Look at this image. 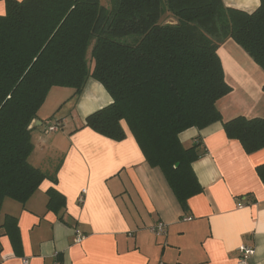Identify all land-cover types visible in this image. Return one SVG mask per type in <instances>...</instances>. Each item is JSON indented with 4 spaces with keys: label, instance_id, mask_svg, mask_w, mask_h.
Here are the masks:
<instances>
[{
    "label": "trees",
    "instance_id": "trees-1",
    "mask_svg": "<svg viewBox=\"0 0 264 264\" xmlns=\"http://www.w3.org/2000/svg\"><path fill=\"white\" fill-rule=\"evenodd\" d=\"M0 1V211L4 199L24 205L43 180L56 182L28 161L29 126L51 88L77 96L89 78L112 103L84 127L120 141L124 122L186 210L202 192L192 169L200 153L179 134L222 121L216 103L231 92L218 56L223 43L233 41L264 71V0L252 13L222 0ZM222 127L246 154L264 148V119L239 116ZM256 172L264 182V165ZM46 195V209L60 214L63 196L53 188ZM0 229L21 256L17 219L6 215Z\"/></svg>",
    "mask_w": 264,
    "mask_h": 264
},
{
    "label": "crops",
    "instance_id": "crops-1",
    "mask_svg": "<svg viewBox=\"0 0 264 264\" xmlns=\"http://www.w3.org/2000/svg\"><path fill=\"white\" fill-rule=\"evenodd\" d=\"M222 3L246 13L259 6V0ZM218 56L231 88L216 103L222 121L179 134L185 148L197 144L200 153L192 169L202 192L186 210L124 122L120 141L84 127L88 115L112 103L100 83L89 78L77 96L51 88L29 126L28 161L56 182L43 180L24 205L4 199L0 224L6 215L17 219L21 256L0 229V264H238L240 246L254 251L246 264H264V182L256 172L264 148L246 154L222 127L239 116L264 119V71L231 40ZM56 122L61 128L45 133ZM49 188L65 200L60 214L46 209ZM158 222L165 225L160 237L150 231Z\"/></svg>",
    "mask_w": 264,
    "mask_h": 264
},
{
    "label": "built area",
    "instance_id": "built-area-1",
    "mask_svg": "<svg viewBox=\"0 0 264 264\" xmlns=\"http://www.w3.org/2000/svg\"><path fill=\"white\" fill-rule=\"evenodd\" d=\"M59 128L57 125L53 124V125H49L45 128V133H51V132H55L57 131ZM85 192L83 191L82 194H84ZM82 194L79 198V202L82 201L83 197ZM239 208L242 206H238ZM184 220H190V218L184 219ZM151 233H153L155 236L160 237L163 236L165 234V225L162 222H158L156 223L155 226H153L151 228ZM77 238L76 240L79 242L83 237L82 234L77 231L76 232ZM238 253L240 254V259L238 264H246V260L253 255L254 251L251 248H247L244 246H240L238 248ZM21 264H29L28 261L26 259H22Z\"/></svg>",
    "mask_w": 264,
    "mask_h": 264
},
{
    "label": "rangeland",
    "instance_id": "rangeland-1",
    "mask_svg": "<svg viewBox=\"0 0 264 264\" xmlns=\"http://www.w3.org/2000/svg\"><path fill=\"white\" fill-rule=\"evenodd\" d=\"M100 2L104 7H108L111 3L110 0H100Z\"/></svg>",
    "mask_w": 264,
    "mask_h": 264
},
{
    "label": "water",
    "instance_id": "water-1",
    "mask_svg": "<svg viewBox=\"0 0 264 264\" xmlns=\"http://www.w3.org/2000/svg\"><path fill=\"white\" fill-rule=\"evenodd\" d=\"M31 125V124H30Z\"/></svg>",
    "mask_w": 264,
    "mask_h": 264
}]
</instances>
